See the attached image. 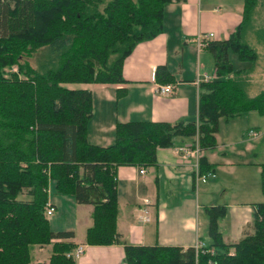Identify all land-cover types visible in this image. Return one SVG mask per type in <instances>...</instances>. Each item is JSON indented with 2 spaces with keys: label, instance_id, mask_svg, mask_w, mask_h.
Masks as SVG:
<instances>
[{
  "label": "trees",
  "instance_id": "1",
  "mask_svg": "<svg viewBox=\"0 0 264 264\" xmlns=\"http://www.w3.org/2000/svg\"><path fill=\"white\" fill-rule=\"evenodd\" d=\"M172 1L182 0H0V264H75V244L66 241L73 232L53 231L44 212L49 180L56 193L93 205L85 243L123 244L125 264H264V201L254 205L252 231L236 243L223 241L222 205L205 208L208 241L197 251L122 241L116 229L118 167L156 165L158 148L170 147L177 136H195V121L116 122L114 142L99 146L87 138L91 90L65 86L126 83L125 60L139 42L163 31ZM256 3L243 0L235 30L205 46L213 53L214 79L199 84L202 150L215 148L220 118L250 110L264 115V90L248 94L253 66L235 70L228 58L232 51L255 63L256 52L241 39ZM33 56L35 66L26 59ZM154 79L174 82L165 65L155 68ZM125 93L124 87L115 90L116 98ZM211 172L202 156L199 174ZM260 176L264 196V163ZM45 244H51L48 261L34 263L31 247Z\"/></svg>",
  "mask_w": 264,
  "mask_h": 264
},
{
  "label": "crops",
  "instance_id": "2",
  "mask_svg": "<svg viewBox=\"0 0 264 264\" xmlns=\"http://www.w3.org/2000/svg\"><path fill=\"white\" fill-rule=\"evenodd\" d=\"M242 11L243 0H182L166 5L163 31L153 39L139 42L125 60L123 75L127 82L101 84L106 100L115 102L116 112L109 109L99 135L95 136L97 139L91 140L87 133L88 141L99 146L111 145L116 122L196 121L202 82H197V77L207 74L214 79L213 53L198 47L197 36L213 33L209 40L227 39L241 22ZM158 65H165L174 77V82L169 83L170 93H160L159 87L165 84L153 79ZM119 87H124L126 93L116 98L115 90ZM244 115L264 118L255 110L237 117ZM223 119L230 122L235 117L220 118ZM250 130L257 135L249 134ZM239 131L222 134L218 127L215 148L201 153L213 171L204 181L197 177L200 174L196 173L193 160L180 158L176 151L180 145L192 143L191 137L177 136L170 147L158 148L156 165L143 167V172L138 166H119L116 229L120 239L131 245L157 244L183 249L205 244L208 241L205 208L217 205L227 210L218 221L225 243H236L251 232L249 223L254 205L264 201L260 176L264 154L256 150L264 132L258 125L249 126L240 134ZM145 199L149 202L145 203ZM48 202L56 211V204L50 199ZM76 204L71 227L66 224L68 228L53 230L72 231L73 237L66 241L73 242L75 248H84L74 258L75 264H125L123 244L85 243L86 230L93 222V205ZM35 246L33 262H47L51 244ZM45 250L48 254L42 256Z\"/></svg>",
  "mask_w": 264,
  "mask_h": 264
},
{
  "label": "rangeland",
  "instance_id": "3",
  "mask_svg": "<svg viewBox=\"0 0 264 264\" xmlns=\"http://www.w3.org/2000/svg\"><path fill=\"white\" fill-rule=\"evenodd\" d=\"M250 15L251 16L249 24L245 27L241 40L248 43L249 46L256 52L257 58L255 63L251 64L248 62L241 61L238 58L237 54L232 51H229L228 58L233 64L235 70L242 68L243 71L244 69L247 70V67L253 66L254 69H248L250 70L248 78L252 80L251 85L248 88V94L255 95L264 90V0H257V3L253 7ZM26 59L31 65L35 66V56ZM254 66H256V68ZM15 69L16 68L14 67V70ZM253 70L255 71L254 75L251 74L253 73ZM65 86H68L70 88H89L91 90L93 116L88 123V134H90L89 136L91 140L94 141L95 139H97L95 138V136L99 135L98 130L101 127V123H105V119H107L109 109H111L112 112H116L115 102L106 100L105 91L101 88L100 83H72L65 84ZM119 107H121V105ZM237 116H235V119L230 120V122L224 121V119L219 121V126L222 134H228L229 132H232L234 130H236V132L240 130V134L243 132L244 129L252 125L260 126V130H263L264 132V118H257L255 116L249 117L247 115L240 117ZM255 118H257L258 120H254ZM259 141L260 144L256 150H261L259 153L264 154V136H262ZM209 174L212 175L213 172ZM21 198H26V195H22ZM49 199L54 202L57 206L56 211L52 215L48 216L49 225L51 229L60 230L65 229L66 227L68 228V226L71 227V225L74 223L73 218L75 216V206L77 205L72 195L56 194L54 182L52 180H49L48 200ZM66 224H68V226H66ZM249 227L252 230V221L249 223ZM35 247L36 246L31 247L30 250L32 257L35 256ZM47 254L48 250L42 252V256H45Z\"/></svg>",
  "mask_w": 264,
  "mask_h": 264
},
{
  "label": "built area",
  "instance_id": "4",
  "mask_svg": "<svg viewBox=\"0 0 264 264\" xmlns=\"http://www.w3.org/2000/svg\"><path fill=\"white\" fill-rule=\"evenodd\" d=\"M213 36V33H209L208 35H198L197 36V44L199 48H204L207 45V41ZM153 79H154V75H153ZM212 80V77L204 74L200 77V75H198L197 77V82L200 81H209ZM172 91V85L170 84H165V85H161L159 87V92L160 93H170ZM197 122V123H196ZM195 122V126H196V132H195V136L193 137V142L189 143V144H184V145H180L179 147H177V154L180 158L182 159H189L191 158V160H193V166L194 169L196 170V173L199 172V160L202 157L201 153H202V149L200 148L199 145V137H198V119ZM249 134H251L252 136H256L257 133L254 130H250ZM144 169L141 168L140 172H143ZM211 174H206V175H198L197 177L200 178L201 180H206ZM145 203H148V199L144 200ZM55 211V208L52 204H50L49 202H47L46 206H45V215L48 217L50 215H52ZM203 244L198 243L197 245H195V250L197 251L199 248H201ZM84 251V248L82 246H78L74 249V251L71 253V256H73L74 258L79 257ZM211 253H213V250H210Z\"/></svg>",
  "mask_w": 264,
  "mask_h": 264
}]
</instances>
